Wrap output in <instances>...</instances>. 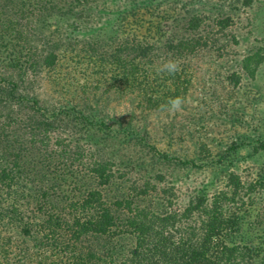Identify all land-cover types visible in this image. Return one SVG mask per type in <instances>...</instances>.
<instances>
[{"label": "trees", "instance_id": "16d2710c", "mask_svg": "<svg viewBox=\"0 0 264 264\" xmlns=\"http://www.w3.org/2000/svg\"><path fill=\"white\" fill-rule=\"evenodd\" d=\"M147 10L135 0H0V264H264V246L242 234L264 194V166L251 180L229 169L220 186L183 205L172 187H159L163 174H145L147 160L224 167L246 142L216 158L181 157L146 132H116L84 105L48 94L44 73L74 58L160 106L177 96L164 88L179 76L158 71V51L210 48L217 39L205 25L231 24L192 13L182 35L160 46L142 29ZM112 141L138 147L122 167ZM252 149L264 153V134Z\"/></svg>", "mask_w": 264, "mask_h": 264}, {"label": "rangeland", "instance_id": "374dc122", "mask_svg": "<svg viewBox=\"0 0 264 264\" xmlns=\"http://www.w3.org/2000/svg\"><path fill=\"white\" fill-rule=\"evenodd\" d=\"M135 1L147 3L142 29L160 46L166 37L176 39L182 35L184 22L192 13L212 19L231 18V24L225 29L205 25L204 29L217 39L210 48L188 50L176 56L166 50L158 51L156 67L167 59H174L179 65L177 85L166 81L170 87L164 91L174 92L178 88L176 97L184 100L182 111L170 112L167 103L152 106L136 92L113 86L110 72L102 74L87 60L75 63L74 58H69L70 64L62 61L61 66L44 73L42 79L49 82L48 94L53 100L68 99L84 105L116 132L125 133L130 126L146 132L149 142L181 157L212 155L216 158L232 141L246 142L225 160L224 167L178 166L173 162L152 164L147 160L145 174L152 181L157 173L163 174L165 180L159 187H172L179 205L199 189H211L215 182L216 187L220 186L229 169L251 180L264 166V153H255L252 149L257 138L264 134V0ZM54 78L64 80L65 86L51 85ZM161 92L147 97H156ZM112 142L122 155L120 167L126 165L130 154L136 155L138 147L125 144L117 147ZM263 213L264 194H261L242 225L244 238L262 247Z\"/></svg>", "mask_w": 264, "mask_h": 264}, {"label": "clouds", "instance_id": "9594fccd", "mask_svg": "<svg viewBox=\"0 0 264 264\" xmlns=\"http://www.w3.org/2000/svg\"><path fill=\"white\" fill-rule=\"evenodd\" d=\"M179 65L174 59H167L165 60L160 67L158 68L159 72H166L169 75H174L176 72H178ZM184 104V100L181 97H171L169 98L167 105L168 110L170 112H179L182 111V106Z\"/></svg>", "mask_w": 264, "mask_h": 264}]
</instances>
